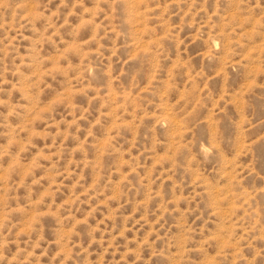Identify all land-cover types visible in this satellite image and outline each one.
Listing matches in <instances>:
<instances>
[{
	"label": "rangeland",
	"instance_id": "374dc122",
	"mask_svg": "<svg viewBox=\"0 0 264 264\" xmlns=\"http://www.w3.org/2000/svg\"><path fill=\"white\" fill-rule=\"evenodd\" d=\"M0 264H264V0H0Z\"/></svg>",
	"mask_w": 264,
	"mask_h": 264
}]
</instances>
